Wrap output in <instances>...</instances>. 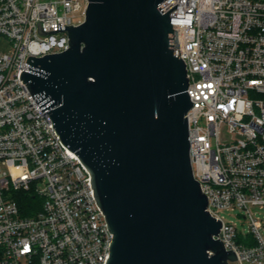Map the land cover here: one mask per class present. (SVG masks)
Masks as SVG:
<instances>
[{"label": "built area", "instance_id": "2783aa9c", "mask_svg": "<svg viewBox=\"0 0 264 264\" xmlns=\"http://www.w3.org/2000/svg\"><path fill=\"white\" fill-rule=\"evenodd\" d=\"M89 0H0V264H107L110 233L91 174L60 139L20 79L29 56L69 49L68 30L84 23ZM187 70V113L194 178L215 240L236 264H264V0H165ZM8 166V169L5 168ZM16 169H18L16 171ZM39 202L26 204V198ZM246 211L250 233L221 217ZM212 255V253H210ZM231 264V262H229Z\"/></svg>", "mask_w": 264, "mask_h": 264}, {"label": "water", "instance_id": "95a60500", "mask_svg": "<svg viewBox=\"0 0 264 264\" xmlns=\"http://www.w3.org/2000/svg\"><path fill=\"white\" fill-rule=\"evenodd\" d=\"M165 0H89L69 49L29 56L20 79L91 174L110 233L107 264H229L194 178L185 62ZM212 253V255H210Z\"/></svg>", "mask_w": 264, "mask_h": 264}, {"label": "rangeland", "instance_id": "374dc122", "mask_svg": "<svg viewBox=\"0 0 264 264\" xmlns=\"http://www.w3.org/2000/svg\"><path fill=\"white\" fill-rule=\"evenodd\" d=\"M14 51L13 45L11 41H9L5 36L0 34V53L2 54H12ZM8 169V166H5ZM18 169H16L17 171ZM35 201V200H34ZM39 199H37L34 203H38ZM250 211L252 212L255 219H257L258 223L262 226L261 233L264 236V207L260 206H251ZM247 215L246 211L240 209L233 210H224L221 212V217L227 223H232L236 225L238 230L243 231L244 234L250 233V227L248 225V219L244 217ZM231 264H236L231 262Z\"/></svg>", "mask_w": 264, "mask_h": 264}, {"label": "trees", "instance_id": "16d2710c", "mask_svg": "<svg viewBox=\"0 0 264 264\" xmlns=\"http://www.w3.org/2000/svg\"><path fill=\"white\" fill-rule=\"evenodd\" d=\"M34 200H35L34 198H32V197L29 196V197L26 198L25 201H26V204H33L35 202Z\"/></svg>", "mask_w": 264, "mask_h": 264}]
</instances>
